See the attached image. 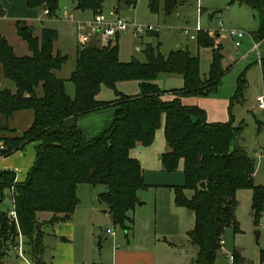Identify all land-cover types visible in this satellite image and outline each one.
Returning a JSON list of instances; mask_svg holds the SVG:
<instances>
[{
    "label": "trees",
    "instance_id": "16d2710c",
    "mask_svg": "<svg viewBox=\"0 0 264 264\" xmlns=\"http://www.w3.org/2000/svg\"><path fill=\"white\" fill-rule=\"evenodd\" d=\"M72 2L76 10L102 11L103 0ZM136 2L117 0L115 10L134 7ZM161 2L168 16L184 0H149L150 11L158 13ZM230 2L256 11L258 26L252 37L255 42L264 39V0ZM25 3L28 8L47 10L49 18L59 10V0ZM16 24L17 34L30 54L17 56L0 35L2 73L16 88L15 92L0 90V143L4 146L0 155H9L30 142L36 145L34 161L23 181L16 180L14 170L0 169V195L5 190L9 192L17 216L15 222L8 212L0 210V264L9 247L17 244L19 235L23 238V253L39 264L44 252L43 227L71 218L79 202L76 189L80 184L105 186L98 200L106 204L112 224L128 230L129 212L141 204L137 192L148 187L138 160L129 151L137 144L150 145L162 120L167 148L160 156L161 165L166 172H173L182 160L184 180L181 185L172 186L174 202L194 215L193 228L187 232L189 241L197 248L191 264H214L225 231L240 232L235 217L238 190H251V214L254 223H258L264 210V182H254L256 160L242 142L243 125L235 126L231 115L227 122H208L204 109L180 101L183 96L214 94L229 69L222 64L217 33L210 35L202 29L197 32V49L208 48L211 53L208 75L204 78L200 76L199 57L188 49L178 48L164 56L160 43H148L144 48L145 62H122L118 56V36L105 46L77 47L69 76L74 85L71 97L64 80L56 74L69 59L67 54L53 52L57 30L43 27L36 34L24 22ZM153 35L155 32L150 34ZM258 64L264 93V58ZM161 74L180 75L182 88L162 90L155 83ZM131 80L139 82V93L126 95L116 89L117 82ZM245 83L242 73L229 100V110L244 102ZM102 85L114 90L115 100L96 99ZM167 92L175 97L163 99ZM110 105L115 106V112L109 127L87 138L77 125V118ZM24 110L32 112V122L15 135L8 121L14 113ZM46 217L49 219L45 220Z\"/></svg>",
    "mask_w": 264,
    "mask_h": 264
},
{
    "label": "crops",
    "instance_id": "0c3cea01",
    "mask_svg": "<svg viewBox=\"0 0 264 264\" xmlns=\"http://www.w3.org/2000/svg\"><path fill=\"white\" fill-rule=\"evenodd\" d=\"M25 2L26 0H0V21L9 22V26L11 27L10 37L14 39V43L9 41L5 32H0V35L6 38L16 54L15 47H17V44H22L21 41H19V39H22L17 34V21L24 22L26 25L31 26L36 34H39L43 27L52 28L58 32V38L53 45V52L60 51L64 53L63 49L70 45L69 37H71V35L74 36L75 34V26L71 21H68L65 18L66 13L64 15L59 9V12H57L55 16L49 18L43 15V9L28 8ZM70 3H72L71 5L74 8L72 0H70ZM180 5H178V7ZM63 9H67L65 4H63ZM86 12L91 14V18L93 12L90 10L76 11V13H79V18H83L82 15ZM219 23L222 24L221 21ZM38 24H40V26ZM221 24H219L220 27ZM202 30H208L211 32L215 31L219 36V31L217 29L202 28ZM68 34H70L69 37ZM218 39L219 38H217V40ZM193 41L196 46L195 39ZM254 43H257L256 49H260L259 59L264 58V39L259 42L254 41ZM97 44H99V41H97ZM102 44L103 43L100 45ZM18 46L21 54H16L17 56L30 54L26 43L25 45ZM240 46L241 43L238 47ZM77 47L78 43L74 42L73 49L75 53ZM177 47L180 48L178 45ZM184 49H188V47L186 46ZM167 76L170 77L173 75ZM132 81H136L138 87V90H133L134 92L132 93L136 92L137 94L139 93V82L137 80ZM123 82L128 81L117 82L116 87ZM102 88L103 85L101 86L99 93L96 95L98 101L109 102L116 99V94L102 93ZM2 89H9L12 92H15L16 90L14 83L3 76L0 65V90ZM118 91L124 94V91L121 89ZM68 95L71 96L70 94ZM73 96L74 91L71 97ZM174 97L175 95L170 92H167L162 96L165 100H171ZM183 97L187 98L186 105L196 106V104L191 102V99L196 96ZM114 112L115 106L110 105L85 113L77 118V125L87 138L95 137L109 127L113 120ZM32 118L33 114L31 111H18L9 119V128L14 130L13 134L18 135L28 128L32 122ZM206 119L208 122H218V120L224 121L225 113L222 111L220 118H216L213 115L209 116L207 113ZM20 121L24 122L18 126ZM256 123V130L257 133H259L263 128V123L259 120H256ZM163 128L164 120H162L161 126L155 131L153 142L150 145L144 146L137 144L129 151V155L138 160L141 166L143 179L145 183L148 184V187L137 192L141 204H138L129 212L130 228L126 230L125 242H116L114 239L109 242L108 237L114 238L115 234L113 231H111L109 235L107 234L108 237H101L98 234V231L95 229V224L98 219L97 214H99L97 213L98 209H96L92 203L88 202L87 196L92 200L98 201L96 195L98 193L100 194V192L91 189L90 185L80 184L76 189V195L79 202L73 211L71 218L67 221H58L52 225H46L51 227L54 246L50 248V253L46 255V246L44 245L42 261L39 264H191L193 262L197 253V248L189 241L187 232L193 228L194 215L192 220L187 209L175 204L172 187L174 185L182 184V178L180 181L178 178L177 180H173L172 176L173 174H176L177 176L178 174H182L183 163L181 160L177 170L173 172H166L163 169L160 156L167 148ZM35 145V142H30L27 143V145H24L22 149L16 150L9 155H0V169H17L18 172H15L16 180L23 181L26 177L27 171L34 161ZM263 149L264 146L255 145V152L256 150L261 151L260 155L262 157ZM147 190H152L154 192L153 199L150 200L148 198ZM241 190L250 191L249 221L242 222L241 218L237 216V212L235 211V217L238 221L240 232L233 233L232 230L229 229L231 230V235L230 237H227V239L224 233L222 239L224 242L223 244H220L214 264H264V222L261 221L263 217L261 215L258 223H254L251 214L252 192L250 189ZM239 191L240 190L236 192V199ZM184 210H187L188 213ZM103 212L105 216L110 218L106 209H104ZM164 223H166V226L163 225ZM158 225H161L166 231L156 235L155 230ZM132 230H134L132 233L133 242L130 241L131 239H128V234ZM180 234H182L184 238L181 239L179 236ZM102 240H104L105 245L102 244ZM11 248L14 255L9 252L11 251L9 248L3 259V264H37L30 260L24 253L22 258L18 251L13 249V246ZM229 254H232L233 256L236 255V259L232 263L229 260Z\"/></svg>",
    "mask_w": 264,
    "mask_h": 264
},
{
    "label": "rangeland",
    "instance_id": "374dc122",
    "mask_svg": "<svg viewBox=\"0 0 264 264\" xmlns=\"http://www.w3.org/2000/svg\"><path fill=\"white\" fill-rule=\"evenodd\" d=\"M230 1L231 0H184L183 4L177 7V9H175L173 13L168 16L163 12L162 2L160 3L158 13H153L150 11L149 0H137L134 7H121L118 10V14L120 16H123L135 25L144 27H157L158 32H155L156 35L153 36H150L152 32H148L142 34L140 37H134L131 32L120 34L118 36V55L119 59L123 62L132 59H135L139 62H145L146 57L144 54V48L148 43H151L152 45L160 43L159 50L164 56H167L171 51L177 49V45L182 49L187 46L193 55H197L199 57L200 76L201 78H204L207 77L209 71L211 56L210 50L208 48L197 49L195 42L189 39V37L183 33V30L189 29L190 33H195L196 26H199L201 29H217L219 31L218 40L222 44V64L223 67H229V69L221 78L216 93L209 96L193 97L191 102L196 104V106L199 108L204 109L206 116L208 113L209 116L213 115L216 118H220V115L223 111V113H225V120H218V122H227L231 115L233 118V124L235 126L243 124L242 142L246 146L248 153L255 157L256 166L254 182L256 184H261L264 182V158L261 155H254V152L255 145L264 146V127L259 133H257L256 130V120H259L264 124V110L258 109L256 102V97L260 94H263V88L262 75L260 66L258 64L260 58V49L253 50L252 48L254 44L252 32L256 30L258 26V19L256 16V11L251 7L243 4L231 3ZM63 4L66 5L67 9H63ZM71 4L72 3H70V0H59L60 11H62L64 15L65 13H72L75 20L90 19L91 14L89 12L84 13L82 15L83 18H79V13H76L77 10H75ZM116 7L117 0H103L102 12L108 16L109 13L114 11ZM220 21L222 22L221 27L219 26ZM38 25L40 26V24ZM230 29H239L244 32V36L239 40L241 42L240 47L235 46L236 38L230 35ZM0 32H5L9 38V41L14 43V39L10 37L11 27L9 26L8 21H0ZM208 33L210 35H214L215 31H208ZM69 36L70 34H68V37ZM74 36L71 35V37H69V47L63 49L64 54H67L69 59L67 63L61 68V70L56 72L58 77L64 80L66 92L71 96L74 91V85L69 80V76L74 69L75 62V51L73 49V45L74 42L78 43L76 29ZM115 38L109 40L114 41ZM109 40H99V45L103 43L102 45L105 46L108 44ZM19 41H21L22 44H17V47H15V52L17 55L21 54L18 45H25L22 40L19 39ZM242 73L243 78L246 81L244 102L242 104H234L229 110V100L236 91L238 78ZM155 83H157L162 90L171 91L182 88L183 78L180 75L168 77L165 74H161L157 77ZM116 88L118 90L121 89L124 91V94L128 93L126 95H135L136 92L132 93L134 92L133 90H138L136 81L132 80L120 83ZM102 93H111L112 95L115 94L113 89L106 88L105 86L102 88ZM186 102L187 98L181 97V103L185 104ZM23 122L24 121H20L18 126L23 124ZM14 171L18 172L17 169ZM172 177L173 180H177L178 178L179 181L182 178L183 183L184 178L182 174H178V176L173 174ZM90 187L94 191L100 193L106 190V187L103 185ZM249 193V190H240L237 195L238 206L236 212L237 216L241 218L242 222L249 221ZM98 194L96 195L97 197ZM190 194L191 192L187 191V195L190 196ZM147 195L151 200L154 197V192L152 190H147ZM87 198L88 202L92 203L95 208L98 209L97 213L99 214H97L98 219L95 224V229L98 231V234L101 237H108L109 233L113 231L115 234L114 238L108 237L109 242L114 239L116 242L122 241L124 243L126 231L121 229L119 226H114L111 222V219L104 215L103 210L107 208L106 204L100 202L99 200H92L89 196H87ZM0 210L8 213L12 210V202L7 190L4 191L3 196L0 195ZM184 211H186V213L189 212L192 217L191 219L193 220L192 212H187V210ZM262 217L263 218L261 221L264 222V212ZM47 219L49 218L46 217L45 220ZM163 225L166 226V223ZM43 230V243L46 246V255H48L50 253V248L54 246V238H52V230L50 226H44ZM134 230L136 231L135 228ZM134 230L128 234V239H131V242L134 241L132 240V233ZM164 231H166V229L162 228L161 225H158L156 227L155 234L158 235ZM230 235L231 230L227 229L225 232L226 239L227 237H230ZM179 236L181 239L184 238L182 234ZM22 239L23 238L21 237V240ZM102 244L105 245L104 240H102ZM11 247L12 246L9 247L11 250L9 252L14 255Z\"/></svg>",
    "mask_w": 264,
    "mask_h": 264
},
{
    "label": "built area",
    "instance_id": "2783aa9c",
    "mask_svg": "<svg viewBox=\"0 0 264 264\" xmlns=\"http://www.w3.org/2000/svg\"><path fill=\"white\" fill-rule=\"evenodd\" d=\"M48 13L47 10H43V15L46 16ZM65 18L68 21H71L75 25L76 37L78 40V47L83 48L87 46V43L90 39L94 38L95 41L99 40H109L113 39L116 36H119L122 33L131 32L134 37H140L142 34L148 32H158L157 27L152 26H140L135 25L128 21L123 16H120L116 10L109 13V15L103 14L102 11H96L93 13L90 19L86 20H75L73 14H66ZM221 24V23H219ZM201 28L196 26L195 33H190L189 29H184L183 33L189 37V39H196V33L200 31ZM231 36L236 38L235 46L240 45V39L244 36V32L239 29H230L229 31ZM257 48V43H254L253 49ZM257 107L260 110H264V93L256 97ZM4 149V146L0 144V151ZM261 151L256 150L255 155H260ZM9 216L16 222L17 216L12 206V210L9 211ZM111 233V232H110ZM223 240H220V244H223ZM13 249L18 251L19 255L23 258V249H22V240L21 235L18 236L17 244L13 246ZM229 260L232 263L234 261V256L229 254Z\"/></svg>",
    "mask_w": 264,
    "mask_h": 264
},
{
    "label": "water",
    "instance_id": "95a60500",
    "mask_svg": "<svg viewBox=\"0 0 264 264\" xmlns=\"http://www.w3.org/2000/svg\"><path fill=\"white\" fill-rule=\"evenodd\" d=\"M96 45H97V42L95 41L94 38L90 39V41L87 43L88 47H95Z\"/></svg>",
    "mask_w": 264,
    "mask_h": 264
}]
</instances>
